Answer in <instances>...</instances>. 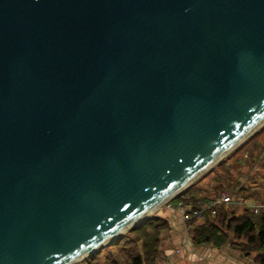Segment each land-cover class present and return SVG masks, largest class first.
<instances>
[{"label": "water", "instance_id": "1", "mask_svg": "<svg viewBox=\"0 0 264 264\" xmlns=\"http://www.w3.org/2000/svg\"><path fill=\"white\" fill-rule=\"evenodd\" d=\"M264 123V0H0V264H71Z\"/></svg>", "mask_w": 264, "mask_h": 264}, {"label": "trees", "instance_id": "2", "mask_svg": "<svg viewBox=\"0 0 264 264\" xmlns=\"http://www.w3.org/2000/svg\"><path fill=\"white\" fill-rule=\"evenodd\" d=\"M257 132H259L258 135L245 142L238 152H234L238 154L233 162H220L217 168L210 170L206 178L196 179L178 192L175 198L196 205L199 200L216 197L218 190L232 193L235 190L246 189L238 179L241 174L257 173L264 178V156L260 157L264 151V124ZM239 152H246L251 161H256L254 170L251 171L248 167L244 170V166L237 162L241 156ZM209 184L212 185L211 190L208 188ZM213 207L215 209L213 216L203 211L200 220L194 217L186 220L190 226L189 233L192 241L197 244L211 242L220 245L225 240L227 231L233 234V245L245 254H252L254 264H264V208L253 212L247 205L242 204L239 207L225 209L220 202L215 203ZM156 220L154 217H149L141 227H134L133 231L141 240V250L137 248L133 240L127 239L128 243L120 244L129 256L127 264H151L153 260L155 261L159 253L156 246L158 231L162 226ZM151 227L154 228L153 233L147 231ZM116 243L120 247L119 242ZM116 259L115 251L108 246L107 248L101 247L74 264H108Z\"/></svg>", "mask_w": 264, "mask_h": 264}, {"label": "crops", "instance_id": "3", "mask_svg": "<svg viewBox=\"0 0 264 264\" xmlns=\"http://www.w3.org/2000/svg\"><path fill=\"white\" fill-rule=\"evenodd\" d=\"M261 155L260 157H262ZM249 162L250 166H254L248 167L249 170L252 171L255 168L256 161ZM238 179L241 184L245 186L246 189L234 191V194L237 195L239 198H237V201L233 203L232 207H236V205H238L239 207V205L242 204L246 205L244 203V200L248 202L264 200V178L261 177L260 174H241L238 176ZM164 207L165 210H167V214L173 212L174 214L178 215H173L172 219L166 217L169 223L168 226L171 227L174 223L176 225V227L172 226L173 229L169 231V239H171V241H169V239L167 238L165 230H162L160 232V239H162V242L164 243V246L162 248H165L166 251L168 249H171L172 251L170 252H173L171 255V259L177 258L179 256V253L183 250L185 246L188 251L186 252L187 257L190 258L189 260H191L190 262H192V264H254L253 262H251V260H247L241 254H239L237 249L232 248V246L229 244L228 239L225 240V242L220 244L219 246H215L212 243L206 242L202 244L193 245L188 237V231L190 230V227L185 226V222L181 223V221L183 220L181 218L180 213L166 206ZM165 241H167V243ZM191 254L194 255L191 256Z\"/></svg>", "mask_w": 264, "mask_h": 264}, {"label": "rangeland", "instance_id": "4", "mask_svg": "<svg viewBox=\"0 0 264 264\" xmlns=\"http://www.w3.org/2000/svg\"><path fill=\"white\" fill-rule=\"evenodd\" d=\"M262 125H260L259 127H257V129H255L252 133H250L242 141H240L233 148H231L222 158H220L218 161H216L214 164H212L211 167H209L207 170H205L196 179H198L200 177L206 178V176L209 174L210 170H212L214 168H217L220 162H222V163L225 162V161H227V162L228 161L229 162H233L234 161L233 159L238 154V153L234 154V152H236V151L238 152L239 148L241 146H243L245 142H247L250 138L258 135L259 132H257V131L260 129V127ZM239 153H241V152H239ZM261 154H262L261 156H264V151ZM249 161H251V159L248 157V155H247L246 152L241 153V156L237 160V162L239 164H241V165L244 166V170H247L246 169L247 167H254V166H250V162ZM196 179L194 181H196ZM194 181H192L191 183H193ZM208 188H209V190H211L212 189V185L209 184ZM236 207H238V205H236ZM173 210H175V209H173ZM166 212H167V210H165L164 205H161L156 210H154L149 216L146 217L147 219L149 217H154L155 220L157 219L156 221H159L161 223V225H162L161 228L158 231V239H157V243H156V246L158 248L157 250H159V253L155 257V261L153 260L151 264H192V262H190L191 260H189L190 258L187 257L186 252H188V251H187V248L185 246H184L183 250L179 253V256L177 258H175V259H171V255L173 253V252H170V251H172L171 249H168L166 251L165 248H162L164 246V243L162 242V239H160V232L162 230H165L166 231L167 238L169 239V237H170V232L169 231H171V229H173L172 226L173 227H176L175 223L171 227L168 226L169 223H168V220H167L166 217H169V219H172L173 218V215L178 216L177 214H174L173 212H171L170 214H167ZM146 218L140 224H138L136 226L129 227L128 229H126L125 231H123L120 234V236L118 238H116L114 241L109 242V243H107L106 245L103 246L104 248H107L109 246L110 249L114 250L115 251V256L117 258L116 260L111 261L108 264H127L128 260H129V256L127 254V251L125 249H122L121 248L120 244H122V243H128L129 240L135 241L136 244H137V248L139 250H141V240H140L139 236H137L136 232H134L133 230H134V227H137V226L138 227H141L147 221ZM183 222L186 223V221H181V223H183ZM185 226L190 227L188 223H186ZM147 231L150 232V233H153L154 232V228L151 227ZM188 237H189V239H190V241H191V243L193 245H197V243H194L192 241L191 235H190L189 231H188ZM127 239H129V240H127ZM227 239L229 240V244L232 246V248L237 249L239 254H241L247 260H251V262H253L252 261V254H245L244 252H241L239 250V248H237V246L233 245L234 244L233 243V241H234L233 234H231L230 232H227L226 231L225 232V240H227ZM225 240L223 241V243L225 242ZM169 241H171V239H169ZM116 242H119L118 244H119L120 247L117 246V243ZM165 242L167 243V241H165ZM206 243H211V242H206ZM200 244H202V243H200ZM213 245H215V244H213ZM215 246H219V245L217 244ZM193 255L194 254H191V256H193ZM86 257L87 256L83 257L82 259H84ZM82 259H80V260H82ZM80 260H78V261H80ZM78 261H75L74 263H76ZM74 263H71V264H74ZM213 264H219V263H213Z\"/></svg>", "mask_w": 264, "mask_h": 264}, {"label": "built area", "instance_id": "5", "mask_svg": "<svg viewBox=\"0 0 264 264\" xmlns=\"http://www.w3.org/2000/svg\"><path fill=\"white\" fill-rule=\"evenodd\" d=\"M177 194L167 198L165 201H163L161 205L178 211L183 221H186L192 217L200 219L203 211H206L213 216L215 214V209L213 206L217 202L222 203L225 209H231L233 203L237 201V198H239L237 195L234 194V192L229 193L224 190H218L216 197L208 200H199L197 201L196 205H192L190 203H185L182 199L175 198ZM244 203L253 212H256L259 208H264V200L254 202H248L244 200Z\"/></svg>", "mask_w": 264, "mask_h": 264}]
</instances>
